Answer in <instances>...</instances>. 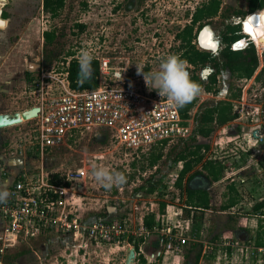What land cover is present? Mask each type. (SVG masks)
I'll use <instances>...</instances> for the list:
<instances>
[{"label":"rangeland","instance_id":"obj_1","mask_svg":"<svg viewBox=\"0 0 264 264\" xmlns=\"http://www.w3.org/2000/svg\"><path fill=\"white\" fill-rule=\"evenodd\" d=\"M115 1L66 0L64 9L56 19H51L42 13V0L6 2L4 11L7 25L3 30H0V114H13L31 106L34 103L31 79L41 70L50 72L54 67L60 68V63L65 62V55L69 52L79 59L81 51L88 50L91 53L90 49L99 48L97 52L100 56L109 57L113 66L129 63L132 73H137V68L142 69L145 73L156 70L162 57L175 54V50H181L178 48L179 43L175 40L176 33L189 24L190 16L195 8L209 0L170 1L169 8L176 9V11H172L170 16L164 10L165 16L160 22L151 20L152 16L150 15L139 16L136 11L126 10L129 5L128 0H118L123 4V7L116 13L114 10ZM176 1L178 4L174 6ZM249 5L250 0H220L218 12L214 18L204 21V23L211 24L215 40L221 42L226 25L246 22L252 15H257L258 21L254 18L253 21L248 22L247 30L260 31L261 24H264V9L250 13ZM236 13L241 15H236ZM77 24L85 26L83 32H78L75 26ZM159 24L160 26H158ZM240 27V34L244 36L242 25ZM45 31L56 32L54 42L48 47L43 45L42 33ZM155 31L157 33L164 31V33L162 36H158V34H154ZM245 37L255 43L253 44L259 54L264 51V48L259 46L254 38L248 35ZM205 38L209 43L210 33L204 32L201 35V39ZM246 43L249 42L243 40L239 47H245ZM223 46L221 44L219 50ZM258 61V66L250 78H241L238 81L236 78H231L227 72L218 75L217 80L222 82L221 84L217 83V88L221 92L217 96L214 95L212 99L202 95L207 99L205 102L228 101V94H224V91L229 87L235 89L233 90L235 93L239 91V95H242L241 89H245L246 107L244 113L253 112L254 106L259 105L264 97V76L257 80L264 69L262 53L260 60L258 57ZM186 66L190 77L197 76L206 83L209 69H201L190 63H186ZM141 78L143 75H138V79ZM53 91L54 89L50 93ZM203 91L205 92L204 89ZM228 102L232 107V113H235L233 106L237 105V101L229 100ZM251 109L253 110L251 111ZM246 118L249 116L244 114L242 121H245ZM249 120L245 121L247 128L253 125ZM233 124L235 125L233 121L223 127L214 124L213 132L208 137L199 139L208 148L200 150L202 161L185 176L182 190L175 187L182 167V164H179L181 162L174 163V157L180 150L179 148L171 151V147H167L154 169L145 166V170L141 171L140 168L146 158L135 162L136 167L132 168L128 157L125 158L121 154L112 155L109 152V138L104 139L103 132L85 134L72 142L70 148H63L49 154L28 156L23 160L19 159L21 164L17 167L16 173L20 174L26 171L28 175L39 172L52 173L53 171H57L59 175H65L82 167L85 162L87 179L83 188V196L80 198L82 218L86 221H91L96 217L108 220L128 219L134 227L135 237H137V233L138 237L134 247L131 241L119 245L92 243L81 250L77 256H74L70 255V252H64L61 240L57 236L44 235L27 244L5 251V257L24 251L27 259L33 260L29 264H124L125 249H136V252L142 253L134 264H142L143 259L147 263V258L152 254H159V257L151 264H184L182 256L189 246L187 240H192L193 236L190 232L192 224L187 221L189 217L185 212L186 195L183 190L190 187L195 180L193 178L191 181H187V178L193 171H205L201 169L203 163L214 162L227 167L219 180L224 178L229 180L227 176L236 165L232 159L236 146L233 138L229 140L230 143L226 144L225 141H227L226 135L234 136L232 134L237 132V128ZM22 131L21 127L0 130V157L3 156L2 152L7 148V141L16 139ZM98 154L102 155L101 160L95 158ZM241 157L246 159V156ZM260 159L259 167L255 169L250 167L251 169H247L241 177H238L236 172V174L232 173L229 180L231 183L217 180L215 181L216 186L209 189L211 203H209V209L201 215L203 216L201 233L199 238H195V241L201 243L203 247L209 244L213 245L214 248L209 254H213L215 258L213 261L204 259L199 264H264V247L261 250L255 249L253 244L260 222H257L259 218L254 216L251 211L255 204L264 200V154L260 156ZM93 164L122 172L126 177V183L119 187H113L111 190H105L89 174ZM228 165L230 166L228 167ZM1 173L2 177L9 175L6 174V170ZM131 175L135 178L133 181L130 180ZM151 177L153 182H157V187L154 193L149 194L146 181ZM198 177L200 176H195L196 179ZM240 178L244 180L243 183L240 182ZM205 184L203 181L200 186H205ZM230 185L234 186L235 190L231 194L228 193L227 196L230 198L233 194L237 204L233 209L221 211L222 204L228 199L223 195H226L227 187ZM160 203H165L166 208L169 207L170 219L167 223L177 227V234L182 235L187 241L184 245L161 244L157 231L148 237L144 234L139 235L143 218L152 212L157 213ZM178 212L180 215L175 217L174 213ZM197 213H190V215L196 219L199 216ZM164 220V225H166L167 219L164 218ZM1 235L2 226L0 225V247L2 245ZM220 235L230 241L231 247L226 248L221 245ZM23 262L26 263L27 260L24 259Z\"/></svg>","mask_w":264,"mask_h":264},{"label":"built area","instance_id":"obj_2","mask_svg":"<svg viewBox=\"0 0 264 264\" xmlns=\"http://www.w3.org/2000/svg\"><path fill=\"white\" fill-rule=\"evenodd\" d=\"M238 42L232 44V50L243 49L235 48ZM90 50L93 61L98 65L97 86L92 90L70 87V62L79 63L78 57L73 56V53L64 58L65 62L60 63V68L54 67L50 72L41 70L31 79L34 103L21 112L33 107H37L39 111L35 118L7 127H21L23 131L16 139L7 141L4 151L6 159L16 161L28 156L53 153L70 148L72 142L85 134L103 132L109 138V152L128 157L132 165L146 158L153 149L182 145L194 135L196 119L207 103L202 95L212 99V93L203 91L196 98L187 117H182L179 109L172 108L166 98L160 97L155 90H149L144 79H138L137 73H132L129 63L113 66L109 57L100 56L97 52L99 48ZM260 54L257 52L259 60ZM119 74L121 79L118 78ZM53 89V93H50ZM241 90L242 95L234 100L237 105L233 106L237 116L233 125L237 132L232 134L234 136L226 135L225 141L226 144L230 143L229 140L233 138L236 146L233 152L234 163L240 168L235 166L231 169L227 176L229 180L232 173L236 172L239 176V171L259 167L260 156L264 154V97L259 105L254 106L253 112L244 113L245 89ZM226 93L227 90L224 91ZM244 114L250 118L245 121L249 120L253 124L249 128L242 121ZM241 156H246L245 163ZM95 158L101 160L102 155L98 154ZM86 179L85 162L82 167L65 175H59L57 171L33 175L24 171L15 175L7 186L11 194L9 199L0 204L2 248L44 235L57 236L65 248L64 252H70L74 256L92 243L119 245L131 241L134 247L138 233L135 237L134 227L128 219L108 220L96 217L86 221L82 218L80 198L83 196ZM240 182L243 183L244 180ZM168 209L169 207L166 208V215H160L158 211L155 213V226L152 230L146 229L142 222L139 235L148 237L157 231L159 242L165 245L173 243L182 246L187 241L196 242L194 238L186 241L182 235L177 234L175 225H168ZM177 215L180 212L174 213L175 217ZM164 218L167 219L166 225ZM187 221L191 222V219ZM219 239L222 246L231 247L229 240L221 235ZM213 248L211 244L203 247L204 253H211ZM138 253L136 252V259Z\"/></svg>","mask_w":264,"mask_h":264},{"label":"trees","instance_id":"obj_3","mask_svg":"<svg viewBox=\"0 0 264 264\" xmlns=\"http://www.w3.org/2000/svg\"><path fill=\"white\" fill-rule=\"evenodd\" d=\"M66 0H43V12L48 15L51 19H56L61 14ZM220 0H209L205 4L200 5L195 13L193 14L192 20L190 24L186 25L182 30H180L175 35V40L179 43V47L181 48L175 50V54L180 56L186 63H190L195 67H200L201 69H209L210 72L206 77V83L204 80L200 79L197 76H192L191 79L198 84L201 85L202 89L205 92H210L213 95L217 96L221 91L217 88V76L221 75L223 72H227L231 78H236L238 81L241 78H250L258 66V56L257 51L254 46V42L250 39H242L243 35L240 34L241 27L240 24L237 25H226L224 27L223 35L221 37V42L224 45L221 50L217 52V54L211 51H205L198 47L196 43L198 30L204 26L206 23L204 21L213 18L219 9ZM264 9V0H250L249 12L254 13L255 11ZM236 15H241L240 13H236ZM253 21V20H252ZM78 29V32H83L85 26L82 24L75 25ZM251 32L253 29H249ZM254 33L253 38L257 42L259 46L264 48V41H260V37H264V24H261L260 31L252 32ZM246 34V33H245ZM248 34V33H247ZM246 34V35H247ZM44 38V46H50L55 38V31H45L42 34ZM249 36V34H248ZM242 39V40H241ZM245 40V47H241L243 49L240 50H232V44L238 42L235 45V48H240L239 44ZM254 43V44H253ZM72 53L69 52L65 56L69 57ZM262 58L264 59V51L262 52ZM261 73L257 80L261 79L264 76V69H262ZM69 81L70 87L78 90H92L96 88L97 81L96 76L98 74V65L97 62H91V74L89 78H84L81 73L80 63H76L75 61H71L69 65ZM83 77V78H82ZM233 88L227 89V100H237L239 98L238 93L233 92ZM197 99H194L192 102L186 104L185 106L179 108V112L182 117H187V113L194 106ZM228 101H209L203 105L200 114L198 115L196 121L197 126L194 132V135L190 137L187 141H185L182 145H175L171 147V151H175V149L179 148L174 157V163L181 162L182 167L178 174V177L175 182V187L178 190H182L183 188V180L185 176L193 170L199 163L202 161V157L200 155L201 149H207L208 146L199 141L200 138H206L210 135L215 126L223 127L228 123L234 121L236 119V114L232 113V107ZM215 124V126H214ZM104 139H108L106 134H102ZM165 149L156 148L153 149L149 155L146 157L145 162H143L141 171L145 170V166L149 169H153L157 166V163L163 157V151ZM145 163V165H144ZM216 163H203L201 165V169L205 171H193L187 178V181H191L195 176H203L204 179L215 182L219 180L222 175L225 167L216 164ZM132 168L136 167V164L131 165ZM229 167V166H228ZM227 168V167H226ZM204 172V173H203ZM143 173V172H142ZM135 178L131 175L130 180L133 181ZM147 192L149 194L154 193L157 182L152 181V177L146 181ZM234 186L230 185L229 190L232 192L234 190ZM184 193L186 195L185 199V212L186 216L191 219V235L192 238H199L200 229H201V219L203 218V212L209 209L210 198L208 193L204 190H196L192 187L184 188ZM237 203L234 195H232L225 206L222 209L230 208ZM166 210V204L160 203L158 208V213L160 215L164 214ZM199 212V213H197ZM252 212L256 215L258 220V229L254 236V248L261 249L264 247V200L260 203H257L253 206ZM190 213H197L199 216L195 217L190 215ZM155 213H150L143 218V226L152 230L155 226ZM228 254V253H227ZM182 258H184V264H199L202 260L207 259L209 261H213L215 258L213 254L204 253L203 245L199 242H190L187 250L183 254ZM142 264H146V261L143 259Z\"/></svg>","mask_w":264,"mask_h":264},{"label":"clouds","instance_id":"obj_4","mask_svg":"<svg viewBox=\"0 0 264 264\" xmlns=\"http://www.w3.org/2000/svg\"><path fill=\"white\" fill-rule=\"evenodd\" d=\"M5 27L6 22H0V30ZM92 60L93 56L88 50L81 51L79 63L84 78L90 77ZM137 74H142L149 90H155L160 97L166 98L172 108L179 109L203 93L201 85L191 79L186 61L176 54L162 57L154 71L145 73L137 68ZM118 78L121 79V74ZM89 174L105 190L126 183V177L122 172L106 166L93 164ZM10 195L6 189L0 188V204L6 203Z\"/></svg>","mask_w":264,"mask_h":264},{"label":"flooded vegetation","instance_id":"obj_5","mask_svg":"<svg viewBox=\"0 0 264 264\" xmlns=\"http://www.w3.org/2000/svg\"><path fill=\"white\" fill-rule=\"evenodd\" d=\"M11 1V0H10ZM124 1V0H123ZM170 1H173V0H128L129 2V5H127L126 7V10L128 11H136L137 14L139 16H152L151 20L153 21H163L164 19V16H165V11L167 13H169V15L171 16L172 15V11H176V9H170L169 6H170ZM6 2L8 3L9 1H4L2 3H4L3 7L1 8V16L0 18L6 22V13H5V6H6ZM43 2V0H42ZM42 2H41V11L42 13L43 12V5H42ZM183 3V1H180ZM175 4H178L177 1L176 3H174V6ZM65 7V5H64ZM123 7V4H121L118 0L115 1V5H114V10L116 11V13L119 12V10ZM199 7V6H198ZM196 7L195 10L193 11V13L191 14L190 16V20H189V24L192 20V17H193V14L195 13L196 9L198 8ZM64 9V8H63ZM125 9V8H123ZM165 10V11H164ZM158 12H160L159 14H157ZM50 18V17H49ZM214 18V17H213ZM212 19V18H211ZM211 19H208V21H210ZM6 25H7V22H6ZM206 26H210L211 27V24L210 23H206L205 24ZM204 25V26H205ZM160 26V24L158 25ZM186 26V25H185ZM184 26V27H185ZM183 27V28H184ZM203 27V26H202ZM201 27V28H202ZM182 28V29H183ZM200 28V29H201ZM180 29V30H182ZM200 29L198 30V32L200 31ZM212 29V27H211ZM179 32V31H178ZM177 32V33H178ZM164 33V31L162 33H157L156 31L154 32V34H158V36H162V34ZM176 33V34H177ZM43 34V33H42ZM198 35V33H197ZM43 37V36H42ZM43 41H44V38H43ZM222 42H219V45H221ZM44 45V44H43ZM203 178V177H202ZM203 187H206V186H203ZM203 187H201V189H203ZM197 190V189H196ZM32 240H36V239H32ZM32 240H29V241H32ZM29 241L27 242H24V243H18L16 244L15 246H7V247H4V248H1V252H0V264H29L30 262H32L33 260H28L27 259V255H25V253H23L24 251H21V252H18V253H14L13 255H10V257H5V254L8 250L10 249H13L19 245H24V244H27ZM61 246L63 248V250L65 249L61 243ZM6 251V252H5ZM135 251V250H134ZM125 258H124V261L126 260V255H127V249H125ZM66 253V252H65ZM80 253V252H79ZM142 252H139L138 253V256L141 255ZM157 257H159V254L156 255V254H152L150 255V262L149 264H151L153 261H155L157 259ZM142 258V257H140ZM149 258V257H148ZM26 259L27 262L24 263L23 260ZM135 260H136V251H135ZM135 262V261H134ZM37 264H40V263H37ZM125 264V262H124Z\"/></svg>","mask_w":264,"mask_h":264},{"label":"water","instance_id":"obj_6","mask_svg":"<svg viewBox=\"0 0 264 264\" xmlns=\"http://www.w3.org/2000/svg\"><path fill=\"white\" fill-rule=\"evenodd\" d=\"M2 1H10V0H2ZM3 5H4V3L0 2V16H1V8L3 7ZM254 18H256V21H258L257 15H252L246 20V22L242 23L243 32L246 33L248 31L247 33L249 34V36L251 38H253L254 33H252L250 30H247V23L250 22ZM0 22H5V21H3L0 18ZM203 32L210 33L211 40L209 41V44H211V46L208 45V46L202 47L201 35ZM242 39H245V35L243 36ZM260 41L263 42L264 37H260ZM196 43L200 49L205 50V51H211L213 53H216L220 48L219 42L217 40H215V36H214V33H213L211 27L206 26V25L203 26L200 29V31L198 32V35L196 38ZM38 111H39V109L37 107H33V108L26 110V111H23V112H16L13 114H8V115L0 114V130L5 129L7 127L16 126V125L20 124L22 120L27 121V120H30L32 118H35L37 116ZM17 162L19 164H21L20 160H17ZM134 261H135V251H134V249H128L125 264H134ZM149 262H150V257L147 259L148 264H149Z\"/></svg>","mask_w":264,"mask_h":264},{"label":"crops","instance_id":"obj_7","mask_svg":"<svg viewBox=\"0 0 264 264\" xmlns=\"http://www.w3.org/2000/svg\"><path fill=\"white\" fill-rule=\"evenodd\" d=\"M201 44H202V46H203V44H204V41H202V39H201ZM22 110H19V111H16V112H21ZM16 112H14V113H16ZM3 153V156H1L0 157V188H4V189H6L7 191H8V188H7V186H8V184L9 183H11V181H12V179L15 177V174H17L16 173V169H17V167H19V163L17 162V161H11V160H8V159H6L5 158V156H4V151L2 152ZM232 159L234 160V158L232 157ZM244 163H245V160H244ZM237 165V164H236ZM235 165V166H236ZM228 166H230V165H228ZM238 169L240 168V166L239 165H237L236 166ZM3 170H6L7 171V175L8 176H5V177H2V171ZM244 172H246V171H239V176L238 177H241V175L243 176L244 175ZM195 180L193 181V183L191 184V186L190 187H192L193 189H197V190H204V191H206L207 193H208V191H209V189H212V188H214V186H216L215 185V183L216 182H210V181H208V180H206V179H204V178H202L201 176L200 177H198V179H196V178H194ZM203 181H205V186L206 187H203V186H200V185H202V182ZM219 181H229V180H226L225 178L223 179V180H219ZM209 182V183H208ZM229 183H231V181H229ZM201 187H203V189H201ZM217 187H219V186H217ZM235 188V187H234ZM235 190V189H234ZM9 192V191H8ZM228 193H232L230 190H229V187H227V193H226V195L224 194L223 196L224 197H227L228 199H229V197L227 196L228 195ZM233 195V194H232ZM208 196H209V193H208ZM209 198H210V196H209ZM228 199H227V201H228ZM227 201L225 202V203H223L222 204V206H221V211H226V210H224V209H222V207L223 206H225L226 204H227ZM210 203H211V199H210ZM237 204V203H236ZM236 204L234 205V206H232V207H230V208H226L227 210H230V209H233L235 206H236ZM253 208V207H252ZM252 208H251V211H252ZM253 214V213H252ZM254 216H256V215H254ZM257 217V216H256ZM258 218V217H257ZM258 220L259 219H257V222H258ZM0 225H1V223H0ZM200 233H201V231H200ZM2 236V235H1Z\"/></svg>","mask_w":264,"mask_h":264},{"label":"bare ground","instance_id":"obj_8","mask_svg":"<svg viewBox=\"0 0 264 264\" xmlns=\"http://www.w3.org/2000/svg\"><path fill=\"white\" fill-rule=\"evenodd\" d=\"M0 2H1V1H0ZM239 24L242 25V22H240ZM203 33H204V32H203ZM203 33H202V34H203ZM245 35H246V34H245ZM203 38H204V37H203ZM210 39H211V37H210ZM202 41H204V44H203V45H205V46H208V45L211 46V44L207 43V39H206V38H205V39H202ZM202 47H203V46H202Z\"/></svg>","mask_w":264,"mask_h":264}]
</instances>
